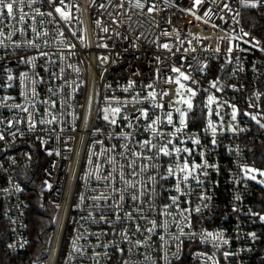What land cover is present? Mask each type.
I'll return each mask as SVG.
<instances>
[{
    "label": "built area",
    "instance_id": "built-area-1",
    "mask_svg": "<svg viewBox=\"0 0 264 264\" xmlns=\"http://www.w3.org/2000/svg\"><path fill=\"white\" fill-rule=\"evenodd\" d=\"M253 2L15 0L14 16H0L1 264L29 251L17 169L37 147L57 214L34 264H250L248 150L264 138L252 121L264 118V35L244 23L246 10L264 3L244 6ZM184 98L193 107L182 103L186 127L172 135ZM153 121L163 135L148 129ZM168 140L173 154L157 156ZM185 159L201 166L187 181Z\"/></svg>",
    "mask_w": 264,
    "mask_h": 264
},
{
    "label": "trees",
    "instance_id": "trees-1",
    "mask_svg": "<svg viewBox=\"0 0 264 264\" xmlns=\"http://www.w3.org/2000/svg\"><path fill=\"white\" fill-rule=\"evenodd\" d=\"M245 25L252 31L264 35V10L248 9L244 15ZM264 85V80L261 86ZM253 121V133L263 134L256 119ZM258 125V126H257ZM45 154L37 147L28 164H19L17 173L25 188L28 201L27 234L29 251L24 256L11 257L12 264H34L46 255L51 241L56 205L47 202L46 184L41 176V169L46 161ZM249 163L256 169L264 171V138L250 140L248 150ZM249 199L253 209V223L256 229V240L250 264H264V184H258L249 178ZM7 239V226L0 214V264L5 256L3 248Z\"/></svg>",
    "mask_w": 264,
    "mask_h": 264
},
{
    "label": "snow or ice",
    "instance_id": "snow-or-ice-1",
    "mask_svg": "<svg viewBox=\"0 0 264 264\" xmlns=\"http://www.w3.org/2000/svg\"><path fill=\"white\" fill-rule=\"evenodd\" d=\"M49 2L54 4V3H55V0H49ZM195 2H196V4H199V3L201 2V0H195ZM60 3L63 4V0H60ZM262 3H264V0H255V2L250 3V4H247V3H246L244 6H245V7H257L258 4H262ZM15 7H16L15 0H0V16L6 14L7 17H13L14 14H15V13H14V9H15ZM225 7H227V5H225ZM151 10H152V9H149V11H151ZM55 11H56L57 13H59L60 16H61L62 18H65V19L68 18V13L65 12V11H63L61 7H56V8H55ZM49 15H51V13H49ZM21 19H23V17H21ZM106 30H107V29H105V31H106ZM245 35H247V33H245ZM257 43H258V42H257ZM253 46H255V45H253ZM165 47H167V45H165ZM173 71L179 72V69H175V68H174ZM180 76L183 77V79H185V80L189 79V77H188V76H185L184 73H182V72L180 73ZM9 79H11V77H9ZM169 82H172V81L170 80ZM175 83L180 84V80H178V79L175 80ZM213 86L215 87V85H213ZM149 87H151V85H149ZM180 87L183 88L184 85L181 84ZM188 92H189L192 96H195V94H196L195 91H193L191 88L188 89ZM163 95H167V93L165 92V93H163ZM156 96H157V93H156L155 91H152V92L149 93V97H150L152 100H155V99H156ZM212 102H213V97L209 96V97H208V104L211 105ZM183 103H186V104H187V109H188V110H190V109L193 107V105H192V103H191V100L183 101ZM155 106H156V107H162V105H155ZM106 111H107V110H106ZM114 111H117V112H118L119 109H115ZM176 111L179 112V114H180V120H179V125H180V127L175 128V133H173L172 135H175L176 133L181 132L182 129H183L184 127H186V122H185L186 111L181 110V109H179V108L176 109ZM209 111H210V114H211V110H209ZM235 113H236V110H235V108H234V109H233V119H235ZM141 115H142L144 118H147V110H143V111L141 112ZM252 118L255 119V117H252ZM104 119H105V120H108V116L105 115ZM111 122H112L113 124L116 123L115 120H112ZM157 123H158V121H153L152 123H150V124L148 125V129H151V130L153 131V133L156 134V135H163L162 133H158V132H157V129H156V127H155V125H156ZM258 123H259V122H258ZM167 124H169V125H173V126H174V124H173V117H172V114H171V113H169L168 116H167ZM174 127H175V126H174ZM209 127L212 128L213 133H215L216 129H215V127L212 125L211 120H209ZM261 127H264V125H261ZM0 139H3V136H0ZM192 142H193L194 144H198V143H199L198 140H193ZM168 144H172V140H168L167 144H165L163 147L159 148V150H158V152H157V156H158L159 154H163L164 156H170V155L173 154V152H170L169 147H168ZM150 145H151V147H149V151H151L152 148H155V145H152L150 140H145V141L143 142V145H142V146H143V147H148V146H150ZM173 151H174L175 153L189 152V149H187V148H183V149H182V148H174ZM189 154H190V152H189ZM143 158L146 159V160L152 159V157H143ZM200 167H201L200 165H196V164H192V165L190 166V165L188 164V162H187V159H185V161L183 162V166H182V167H179V172L182 174V180H183V181H187V180L189 179V177L192 175V173L195 172V171H196L198 168H200ZM247 171H249V172H255V171H257V170H256V169H248ZM167 172H168V175H169V176H173V175H175V172H174V170H173V168H172L171 166L167 169ZM259 175L264 176V171H260V172H259ZM251 178H252V179H255V176H253V177H251ZM262 183H264V181H262ZM176 191H177V192H180V191H181V189H180V187H179V183L177 184ZM132 199H133V200H136L137 197L134 195V196L132 197ZM172 199H173V203H176L177 200H178L177 197H173ZM202 199H203V197H202ZM185 211H187V210H185ZM196 211H199V209H196ZM260 219H261V220H264V216H261ZM148 231H152V229H149ZM208 235H211V233H209ZM252 236L255 237V233H253ZM224 243H227V241H224ZM225 255H227V253H225Z\"/></svg>",
    "mask_w": 264,
    "mask_h": 264
},
{
    "label": "rangeland",
    "instance_id": "rangeland-1",
    "mask_svg": "<svg viewBox=\"0 0 264 264\" xmlns=\"http://www.w3.org/2000/svg\"><path fill=\"white\" fill-rule=\"evenodd\" d=\"M186 85H188V84H186ZM185 87V86H184ZM184 87L182 88V89H184ZM188 99H186V98H184V99H180L179 101H177V104H176V108H181V105H182V103H183V101H187ZM255 119L260 123V124H262V125H264V118H258V117H255ZM249 169H256V168H254L253 166L252 167H250ZM257 171H255V172H249L248 173V177L252 180V181H254V182H256V183H258V184H264V183H262V181H264V176H261V175H259V172L260 171H263V170H261V169H256ZM253 176H255V179H252L251 177H253Z\"/></svg>",
    "mask_w": 264,
    "mask_h": 264
}]
</instances>
